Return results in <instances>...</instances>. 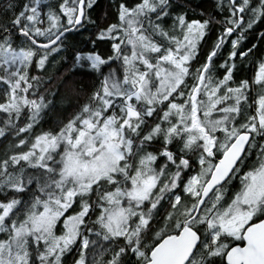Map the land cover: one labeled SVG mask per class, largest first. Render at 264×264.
<instances>
[{
    "label": "snow or ice",
    "instance_id": "obj_1",
    "mask_svg": "<svg viewBox=\"0 0 264 264\" xmlns=\"http://www.w3.org/2000/svg\"><path fill=\"white\" fill-rule=\"evenodd\" d=\"M98 7L10 0L0 18V138L17 141L0 264H264V0ZM57 62L44 94L30 71ZM56 97L72 111L30 135Z\"/></svg>",
    "mask_w": 264,
    "mask_h": 264
},
{
    "label": "trees",
    "instance_id": "obj_2",
    "mask_svg": "<svg viewBox=\"0 0 264 264\" xmlns=\"http://www.w3.org/2000/svg\"><path fill=\"white\" fill-rule=\"evenodd\" d=\"M10 2V0H0V18L4 17L7 13H6V6L7 4ZM18 2V0H17ZM132 2H135V0H132ZM194 6L195 4H200L205 8H208L209 10L211 9L212 6V0H193ZM109 4V0H99V7L95 10V13L93 14V19H96L97 16L101 15L104 11L107 10V6ZM256 31H264V24H258L256 26ZM252 34H249V39H251ZM70 40H74V41H78L80 39V37L76 34L73 33V35L71 37H69ZM215 40V36L214 35H210L208 37L205 38V41L202 43L201 46V50L202 53L206 50H208V48L210 47V44ZM227 47L228 45H225V49L223 54L226 56L227 54ZM66 73H67V69L65 66L61 65L60 63H54V65L48 69L47 73H43L40 70H35V71H30L31 75H37V76H42L43 79L47 82L42 83L41 85V92L44 94H47L44 92L45 89H47L49 92L55 93L59 87H60V83L61 80H63L64 78H66ZM251 75V69L247 66L244 67V69L242 70V76L241 78H246L247 76ZM76 80H82L85 82V85H87V81L89 78L84 77L80 74H77V76L75 77ZM63 91V90H61ZM48 99L52 100L53 96L52 95H48ZM56 102L58 103V110H48L47 114L44 115V118L40 124L39 127L34 129V133H30V135L32 134H38L40 131L44 130H51L52 127L54 126L55 122L58 119H62L64 115L69 114L72 110L68 109L67 112H65L64 110L67 107L66 101L65 102H60V97H56ZM3 119V115L0 114V121H2ZM24 120L21 121L19 126H23L24 124ZM2 126V125H0ZM21 138H24L23 135H21ZM16 138L15 135L9 136L6 140L3 138H0V154H3L6 151H10L12 146L14 144H16ZM26 150V149H25ZM233 185L238 187L239 181L238 180H234ZM4 238L3 234L0 233V239ZM68 260L70 262L71 257H68Z\"/></svg>",
    "mask_w": 264,
    "mask_h": 264
},
{
    "label": "rangeland",
    "instance_id": "obj_3",
    "mask_svg": "<svg viewBox=\"0 0 264 264\" xmlns=\"http://www.w3.org/2000/svg\"><path fill=\"white\" fill-rule=\"evenodd\" d=\"M3 239V238H2Z\"/></svg>",
    "mask_w": 264,
    "mask_h": 264
}]
</instances>
